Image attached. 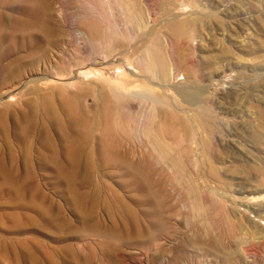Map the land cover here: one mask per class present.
<instances>
[{
	"label": "rangeland",
	"instance_id": "obj_1",
	"mask_svg": "<svg viewBox=\"0 0 264 264\" xmlns=\"http://www.w3.org/2000/svg\"><path fill=\"white\" fill-rule=\"evenodd\" d=\"M177 22L198 28L201 75L161 82L213 98L202 176L187 162L150 174L142 155L170 98L138 97L158 80L140 68L172 64ZM263 192L264 0H0V264H252L247 238L210 240Z\"/></svg>",
	"mask_w": 264,
	"mask_h": 264
},
{
	"label": "bare ground",
	"instance_id": "obj_2",
	"mask_svg": "<svg viewBox=\"0 0 264 264\" xmlns=\"http://www.w3.org/2000/svg\"><path fill=\"white\" fill-rule=\"evenodd\" d=\"M173 28H171V30H173L169 33L168 37L174 52L172 53V64H168L169 60L166 58H161L150 61L147 67H145L146 65H144V67L140 66L142 72L145 71L150 73L151 69H155L156 75L154 76H156L158 80L155 81L152 75H147L146 80L149 87L140 90L137 96L148 101H153L158 105L157 103L161 101L158 98V91L156 92L154 89L158 87L162 90L161 95L170 98V100L167 99V106L170 110L167 111V108L165 109L164 107L159 108L161 117L155 128V136L150 137L149 135V137H146L153 143L154 147H151L152 149H149V146L145 148L147 152L151 150L154 154L151 152L147 154L146 152L142 155L144 159H147L145 162V169L150 174L158 169L155 164L160 165L161 169L170 167L177 173L184 169L182 165L187 162L186 164L192 167L196 174L202 176L208 171L215 169V162L213 163V157H211L213 155H210V149L208 150L211 130L207 129L205 125L207 123L204 117V114L212 107H210V105L213 98L206 93L207 91L203 86H197V84L199 85L200 83H196L194 80L191 81L188 86L179 85L178 88H175L178 94L174 95L169 93V84L161 82V80L166 81L167 79H175L179 75L190 77V79L195 76V80H197L201 75V72L198 73L200 69L193 70L195 67L190 68L193 64L196 65L195 62L197 58L195 59V57H198L195 55L196 53L191 54L193 48H196L193 42H196L195 39L198 28H194L192 24L189 26L186 22H177ZM87 39L92 38L89 36ZM141 58L144 57L141 56ZM196 63H198V61ZM158 66H163L168 73L166 75H160L157 71ZM201 78H203V76H201ZM140 82L147 85L145 78H140ZM146 115L145 118L142 117L139 120L136 117L134 119L135 125L140 122H145L148 125L152 117L151 115ZM136 145L135 142L133 146L134 155L138 154ZM153 157H156V162L152 159ZM201 184L205 190L214 191L212 182L209 178L202 177ZM249 194L244 197L241 203H237L233 206V209L237 211L239 217L222 219L220 216L216 218V223L218 224L217 231L220 237H214L213 240H210V243L217 248L219 245L220 247L223 245V248L226 249L228 246H231L233 242L235 243V240L245 237L247 240L245 241L244 239L242 241L244 260H246V257H251L252 264H264V222H262L264 221V205L253 204L255 201L264 199V192L259 195ZM259 221H261V223H259ZM239 243L241 245V242ZM230 252L229 257L228 255L226 256L228 257L227 261H232L234 259L242 260V256L237 254L238 251Z\"/></svg>",
	"mask_w": 264,
	"mask_h": 264
}]
</instances>
